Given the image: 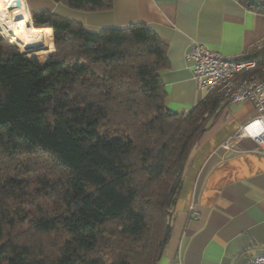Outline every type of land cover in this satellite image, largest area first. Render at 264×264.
I'll return each instance as SVG.
<instances>
[{"label":"trees","instance_id":"16d2710c","mask_svg":"<svg viewBox=\"0 0 264 264\" xmlns=\"http://www.w3.org/2000/svg\"><path fill=\"white\" fill-rule=\"evenodd\" d=\"M237 1L264 14V0ZM31 16L52 29L43 62L0 35V264H157L186 161L222 93L169 109L167 43L144 23L89 32ZM245 53L264 77V43Z\"/></svg>","mask_w":264,"mask_h":264},{"label":"crops","instance_id":"0c3cea01","mask_svg":"<svg viewBox=\"0 0 264 264\" xmlns=\"http://www.w3.org/2000/svg\"><path fill=\"white\" fill-rule=\"evenodd\" d=\"M28 13L51 12L89 32L144 23L167 43L161 72L166 105L186 112L199 99L184 52L192 40L225 55H241L264 41V14L237 0H113L108 11L84 12L54 0H25ZM47 28V27H40ZM50 29L52 32L51 28ZM256 116L251 101L224 99L186 161L169 239L158 264H243L264 253V156L241 138L223 141ZM198 218L190 217V207Z\"/></svg>","mask_w":264,"mask_h":264},{"label":"built area","instance_id":"2783aa9c","mask_svg":"<svg viewBox=\"0 0 264 264\" xmlns=\"http://www.w3.org/2000/svg\"><path fill=\"white\" fill-rule=\"evenodd\" d=\"M184 60L190 66L199 99L210 91L219 90L230 102L251 101L254 105L256 116L238 127L221 146L233 149L239 139L247 137L257 144L256 152L264 156V77L250 73L256 68V61L247 58V53L222 54L196 40L185 50ZM190 217L198 218L193 206ZM243 264H264V253L247 256Z\"/></svg>","mask_w":264,"mask_h":264},{"label":"bare ground","instance_id":"6f19581e","mask_svg":"<svg viewBox=\"0 0 264 264\" xmlns=\"http://www.w3.org/2000/svg\"><path fill=\"white\" fill-rule=\"evenodd\" d=\"M0 31L23 52L45 49L49 30L32 25L25 0H0Z\"/></svg>","mask_w":264,"mask_h":264},{"label":"rangeland","instance_id":"374dc122","mask_svg":"<svg viewBox=\"0 0 264 264\" xmlns=\"http://www.w3.org/2000/svg\"><path fill=\"white\" fill-rule=\"evenodd\" d=\"M31 21H32V19H31ZM32 25H33V24H32ZM37 28H40V27H37ZM0 35H2V36L7 40L9 46L12 47V45H11V41L9 40V38L6 37L5 35H3V34L1 33V31H0ZM48 38H49V36H48ZM52 38H53V34H52ZM47 43H48V41H47ZM13 45H14V44H13ZM16 47H17V46H16ZM46 47H47V45H46ZM46 47H45V49H43V50H41V51H36L35 53H37V54H33V55H30V56H25V57H26V58H36V59H38L39 61L43 62V61L47 58V56L49 55V53H50L51 51H53V49H54V42H53V47H52V49H50V50H46ZM17 49H18V52H20L18 47H17ZM45 50H46V51H45ZM16 53H17V52H16ZM20 54L22 55V53H20ZM21 55H20V56H21ZM42 56H44V57H42Z\"/></svg>","mask_w":264,"mask_h":264},{"label":"water","instance_id":"95a60500","mask_svg":"<svg viewBox=\"0 0 264 264\" xmlns=\"http://www.w3.org/2000/svg\"><path fill=\"white\" fill-rule=\"evenodd\" d=\"M233 264V263H232Z\"/></svg>","mask_w":264,"mask_h":264}]
</instances>
